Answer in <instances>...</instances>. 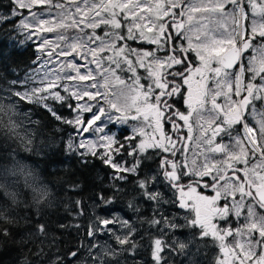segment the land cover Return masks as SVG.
Segmentation results:
<instances>
[{
  "label": "snow or ice",
  "instance_id": "snow-or-ice-1",
  "mask_svg": "<svg viewBox=\"0 0 264 264\" xmlns=\"http://www.w3.org/2000/svg\"><path fill=\"white\" fill-rule=\"evenodd\" d=\"M13 17L25 40L39 41L40 55L23 79L0 91L72 125L82 139L70 137L67 151L99 157L114 170L111 194L102 192L96 207L110 211L133 194L128 207L135 212L137 196L154 204L147 223L161 236L187 229L186 242L153 238L155 264H167L168 249L209 243L219 252L214 264H264V213L256 210L264 209V0H10L0 22ZM56 105L74 118L58 114ZM106 124L130 125V134L121 140ZM155 159L157 169L146 170L144 161ZM160 185L173 195L165 198ZM165 205L184 211L169 215ZM24 213L21 225L0 207V237L33 224L29 239L48 235L45 224L32 220L40 208L26 206ZM115 225L128 231L118 235ZM134 231L128 220L97 214L88 236L110 233L135 250ZM44 255L36 253L37 264H45ZM70 255L79 260L78 252ZM117 255L110 245L88 246L91 264H119L110 259ZM47 264L64 261L56 255Z\"/></svg>",
  "mask_w": 264,
  "mask_h": 264
},
{
  "label": "trees",
  "instance_id": "trees-1",
  "mask_svg": "<svg viewBox=\"0 0 264 264\" xmlns=\"http://www.w3.org/2000/svg\"><path fill=\"white\" fill-rule=\"evenodd\" d=\"M0 9L9 11L10 1L0 0ZM24 11V10H22ZM16 18L12 22H0V89L8 82L20 78L25 69L32 65L36 56V48L32 42L21 43L15 34ZM1 92V91H0ZM23 104L28 105L26 101ZM35 116V127L31 130L30 144L24 146L17 138L8 132L0 131V207L11 209V215L23 225V215L26 206L33 212L40 208V217L32 216V220L47 226L46 237L28 238V233L35 232V225H25L22 229H14L11 239L0 237V264H37L36 253L43 249L44 256L40 259L47 261L59 255L67 264V255L77 250V245L85 234L88 215L80 198V182L86 186L94 185V173L91 168L83 167L85 163L101 160L95 158L82 160L77 152L67 151L63 139L55 141L57 136L54 116L38 105H29ZM57 112L64 115V107L56 105ZM18 152L27 159L34 171L42 178L48 187V194L35 197L32 192L21 188L16 194L7 195L2 186V169L10 163V155ZM85 162V163H84ZM84 163V164H83ZM80 201V205H77ZM23 238V242L22 241ZM129 264V263H126Z\"/></svg>",
  "mask_w": 264,
  "mask_h": 264
},
{
  "label": "rangeland",
  "instance_id": "rangeland-1",
  "mask_svg": "<svg viewBox=\"0 0 264 264\" xmlns=\"http://www.w3.org/2000/svg\"><path fill=\"white\" fill-rule=\"evenodd\" d=\"M10 1V0H9ZM22 11V10H21ZM23 13H27V10L22 11ZM0 14L8 15L10 14L9 11L5 9H0ZM16 31L18 34V39L20 42L23 40L24 42H32L34 43V46L36 48V44L39 43V41H33V40H25V33H22V31L19 28V19L16 18ZM48 38H54V34L49 33L47 34ZM40 52L36 48V56H39ZM34 58V59H35ZM35 67V65H31L27 69L24 70L22 73L20 79H23L25 74L30 71L31 68ZM6 87L2 89H6ZM0 97H3V99H0V131L2 132H8L15 138H17L18 142L21 143L24 148L27 144H30L32 138L31 130L34 129L33 126L35 124V117H33L32 109L29 105L23 104V102H20L17 98L16 102L10 101L8 97L5 95L4 91L0 92ZM16 103V106H15ZM73 103H75L73 101ZM259 107V102H258ZM32 110V111H31ZM64 115L67 119H72L75 116L74 112L69 111L67 107H64ZM261 111H264V109H261ZM23 113H28V118H24ZM253 124L255 125V120L251 119ZM31 121V122H30ZM57 121V120H56ZM76 131V130H75ZM75 131H67L65 133V126L62 122L57 121L55 125V132L57 136L54 138L55 141L63 139L64 143L67 147V142L69 138L71 137L74 142L78 143L82 137L76 136ZM65 133V134H64ZM87 136V135H85ZM91 139H95V137H91ZM26 150L27 146H26ZM82 151V150H81ZM103 152V151H102ZM78 154V153H76ZM11 161L9 164H7L1 172V181L2 186L5 188V193L7 195L9 194H16L17 191L21 188H24L25 190H29L32 192V194L35 197L44 196L45 194H48V187L43 182L42 178L34 171L33 166L31 163L20 156L18 152H14L10 155ZM9 193V194H8ZM88 207L91 208V213L88 214L86 212L85 215H88V222L85 229L84 237L81 241H79L77 245V250L79 253V260H74L72 264H91V261L88 257V246L91 244L97 245L99 247L100 245H110L112 248H114L118 255L116 257H110L111 260L119 261V264H126L129 263L132 256H135L137 259L140 260V256L137 254H134L136 252H140L141 254V248L143 247V244H137L136 242H133L136 244V249L133 250L130 245H119L114 237L111 236L109 233L108 235H105L103 233H98L95 239L93 237L88 236L89 226L92 220L95 218V205L94 203H88ZM109 216V215H107ZM111 216H118L123 220H128L130 226H135L134 223H130V220L124 216H122L121 213L114 212ZM133 228V227H132ZM115 231L118 235H122L123 233L127 232L128 229L121 228L119 225H115ZM135 235L134 232L132 233V236ZM139 236V235H138ZM159 236V238L162 239V241L166 242L168 245L172 244L173 240H179V241H187L186 237H189V235L185 237L178 238L177 235L173 230H169L166 235L161 236L160 234L156 235H150L146 239V247H147V255H151V247L150 245L153 244V238ZM171 237V239H170ZM121 249H127V251H121ZM95 252L96 249H93ZM199 249H194L192 246L185 251H180L177 249H168L162 253V256L164 257V260H175L178 264H193V253L198 252ZM188 253L185 255V253ZM134 254V255H133ZM148 264H155V262L151 259L149 256V262ZM200 264V263H199ZM205 264H211L210 262H205Z\"/></svg>",
  "mask_w": 264,
  "mask_h": 264
},
{
  "label": "flooded vegetation",
  "instance_id": "flooded-vegetation-1",
  "mask_svg": "<svg viewBox=\"0 0 264 264\" xmlns=\"http://www.w3.org/2000/svg\"><path fill=\"white\" fill-rule=\"evenodd\" d=\"M99 31V30H98ZM143 70H141L142 72ZM130 75V74H129ZM177 107L180 108V110L186 112V107L183 105V101L180 100L177 104ZM87 115V114H86ZM63 116V115H62ZM67 119L66 116H63ZM252 118L249 117V121L252 125L253 122L251 120ZM136 123L135 121H131L130 124ZM182 123V122H181ZM65 126V133L69 131H75L76 129L72 125H66ZM111 130L112 133H115L118 137H120L121 140H123L124 136H127L130 134V125H113V124H106V131ZM170 131V129H169ZM64 133V134H65ZM182 135L187 136V129L182 130ZM88 135V134H85ZM98 152L104 151L103 149H97ZM152 151V150H150ZM95 158L97 160H101L99 157L95 156H86L81 157L82 160L86 161L90 158ZM126 160L132 161L131 157H125ZM102 161V160H101ZM85 163V162H84ZM83 163V164H84ZM160 161L159 159L155 160H145L144 166L145 169H151L152 171H155L159 165ZM83 167L91 168L94 173V185L93 186H86L83 184V182H80V198L82 202L84 203L85 207L88 203H94L98 204V197L103 192L104 195H110L111 191L109 190V186L113 183V181L110 179V177L114 174V170L111 169L108 165L104 164L103 162L97 161L92 163H85ZM131 179V178H130ZM210 180L211 177L205 178ZM189 181L186 179L184 183H188ZM132 187V184L130 183L126 188L125 191H128ZM160 189L164 192L165 198H170L173 193L169 192L168 189L164 188L163 185L159 186ZM114 191V190H113ZM198 191H201L202 194H210L214 195V193L211 192L210 188H200ZM178 195V194H177ZM133 194H129L126 196H121L118 200L114 201L112 205L109 206L110 211H105L102 207H96L94 214L97 215H112L114 212L121 213L122 216L128 218L130 220V223H134L135 226H132L135 231L133 237H135L134 240H131V243L136 242L137 244H143V247L141 248V254L140 252H136L134 254H137V256H140V260L137 259L135 256L131 257L132 261H129V264H148L149 262V256L150 260L152 259L151 255H147V247H146V238L150 235H156L160 234V230L155 227H150L147 221L153 217V206H149L147 203L140 202V197L137 196L136 200L139 202V207L141 211L135 212L132 209L128 207V201L132 199ZM168 210V214L171 215L174 212L179 211V213L182 215L184 210H178L176 208H171L168 205L164 206ZM258 213H264V209H259L257 207ZM88 214L91 213V208L87 207V209L84 211ZM158 218V217H157ZM181 222L182 219H181ZM233 224H235V218H233ZM178 238L185 237L187 235H190L189 231L187 229L183 230H177L174 231ZM139 235V236H138ZM188 237H186L187 239ZM228 240L231 242L232 238L229 237ZM130 245V244H129ZM194 249H199L198 252L193 253V264H205V262H210L211 264H214L215 258L219 255L218 248H213L211 243L208 244L207 247H205L203 244L199 248L196 246H192ZM133 254V255H134ZM188 253L186 252L185 255ZM72 264L74 262V259L71 257L67 264ZM161 264H164V261L161 262ZM167 264H178L175 260L169 261L167 260Z\"/></svg>",
  "mask_w": 264,
  "mask_h": 264
},
{
  "label": "water",
  "instance_id": "water-1",
  "mask_svg": "<svg viewBox=\"0 0 264 264\" xmlns=\"http://www.w3.org/2000/svg\"><path fill=\"white\" fill-rule=\"evenodd\" d=\"M72 252H76L75 250L71 251L70 253ZM70 253L67 255L68 258H71L72 256L70 255Z\"/></svg>",
  "mask_w": 264,
  "mask_h": 264
}]
</instances>
